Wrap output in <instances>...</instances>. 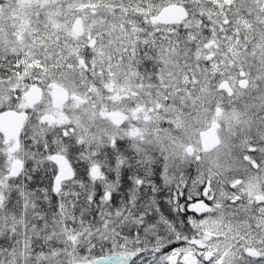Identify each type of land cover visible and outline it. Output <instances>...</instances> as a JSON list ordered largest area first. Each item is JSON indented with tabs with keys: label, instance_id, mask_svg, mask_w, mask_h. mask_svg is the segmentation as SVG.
<instances>
[{
	"label": "snow or ice",
	"instance_id": "snow-or-ice-1",
	"mask_svg": "<svg viewBox=\"0 0 264 264\" xmlns=\"http://www.w3.org/2000/svg\"><path fill=\"white\" fill-rule=\"evenodd\" d=\"M0 264H264V0H0Z\"/></svg>",
	"mask_w": 264,
	"mask_h": 264
}]
</instances>
